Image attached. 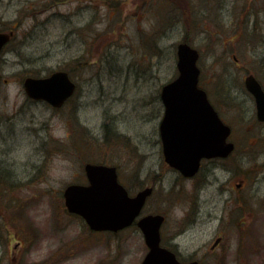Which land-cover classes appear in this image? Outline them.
<instances>
[{"label": "rangeland", "instance_id": "obj_1", "mask_svg": "<svg viewBox=\"0 0 264 264\" xmlns=\"http://www.w3.org/2000/svg\"><path fill=\"white\" fill-rule=\"evenodd\" d=\"M18 23V27H13ZM0 264H140V230L95 233L68 213L87 163L112 164L142 215L165 216L163 242L183 261L264 264V124L244 87L264 89V0H0ZM200 54L199 86L233 128L236 149L190 179L157 145L159 94L177 76L176 47ZM67 71L60 109L27 98L26 77ZM166 164V165H165ZM221 242L212 254L216 239Z\"/></svg>", "mask_w": 264, "mask_h": 264}, {"label": "water", "instance_id": "obj_2", "mask_svg": "<svg viewBox=\"0 0 264 264\" xmlns=\"http://www.w3.org/2000/svg\"><path fill=\"white\" fill-rule=\"evenodd\" d=\"M12 35V32L0 33V52ZM176 53L179 75L165 85L161 93L165 107L161 139L165 162L184 177H192L198 172L202 159L226 158L234 145L227 142L230 128L219 119L206 93L198 88V51L182 42ZM23 86L28 97L46 101L55 108L61 107L75 88L66 72H55L47 78L28 77ZM245 86L255 98L258 121L264 122L261 85L249 75ZM85 172L88 185L71 184L63 192L67 210L81 216L92 231L117 232L132 225L152 188L129 197L118 183L115 168L88 163ZM163 221L162 215H147L137 222L148 247L141 264H200L198 261L181 263L173 252L160 246Z\"/></svg>", "mask_w": 264, "mask_h": 264}, {"label": "flooded vegetation", "instance_id": "obj_3", "mask_svg": "<svg viewBox=\"0 0 264 264\" xmlns=\"http://www.w3.org/2000/svg\"><path fill=\"white\" fill-rule=\"evenodd\" d=\"M13 27H18V23L17 24H14V26ZM50 75V74H49ZM48 75V76H49ZM74 84H75V93H76V91H77V84H76V82L74 81ZM245 87V86H244ZM200 88H202L201 86H200ZM203 89V88H202ZM246 90V89H245ZM74 93V94H75ZM248 93V92H247ZM249 94V93H248ZM208 95V94H207ZM250 95V94H249ZM250 97H251V99H252V101L254 102V105H255V100H254V98L250 95ZM159 99H160V102H161V104H162V114H161V117H160V119H159V123H158V126H157V145H158V148L160 149V153H161V155H162V159H163V162L165 163V161H164V157H163V143H162V139H161V129H160V127H161V123H162V120H163V118H164V113H165V108H164V106H163V103H162V100H161V91H160V94H159ZM208 99H209V101H210V103L213 105V107H214V109L216 110V112L218 113V116H219V118L222 120V122L225 124V125H227V126H229V128H230V135H229V137H228V139H227V141L228 142H231V143H233L234 144V149H236V144H235V142L232 140L233 139V137H234V131H233V128H232V126L230 125V123L227 121V120H225V118L223 117V115L221 114V112H220V110H218L216 107H215V105L212 103V100H210V98L208 97ZM255 117H256V106H255ZM256 120H257V117H256ZM257 122H259L258 120H257ZM259 123H261V122H259ZM261 124H264V123H261ZM209 161H221V159H213V160H209ZM204 161H202V163H203ZM202 163H201V165H202ZM104 165H107V166H111V167H113V168H115V170H116V174H117V178H118V182L127 190V192H128V194L130 195V196H134V195H136V194H134V195H131L130 194V192L128 191V189H127V187L125 186V184L122 182V178H121V174H120V171H119V168L116 166V165H112V164H104ZM166 165V164H165ZM166 167H167V169H170V170H172V171H175L174 169H172V168H170L168 165H166ZM86 177V176H85ZM154 182H155V180L153 181V184L151 185V186H147V187H144V188H142V189H140L139 191H141V190H144V189H146V188H152V193H151V195L147 198V200H146V203H147V201L149 200V198L153 195V193H154ZM138 191V192H139ZM146 205V204H145ZM143 212V211H142ZM145 215H149V214H145ZM145 215H142V213H141V216H145ZM164 223H165V220H164ZM164 223L162 224V226L164 225ZM161 229H162V227H161ZM217 239H219V243L221 242V237H218ZM164 240H163V236H162V231H161V246L162 247H165V248H167V249H169L170 251H172V252H174L175 254H176V256H177V259L180 261V262H187V261H183L182 259H181V254L179 253V251H178V249L176 248V247H174L172 244H165L164 242H163ZM219 243L218 244H216L215 246H214V244L211 246V249L209 250V251H207V252H205L204 254H212V253H214L215 252V249L218 247V245H219ZM192 260H198L199 262H200V264H202L203 263V261H202V259H199V258H197V256L195 257V259H192Z\"/></svg>", "mask_w": 264, "mask_h": 264}]
</instances>
